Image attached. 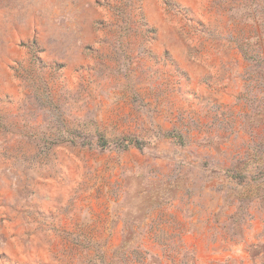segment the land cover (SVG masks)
<instances>
[{"label": "rangeland", "instance_id": "374dc122", "mask_svg": "<svg viewBox=\"0 0 264 264\" xmlns=\"http://www.w3.org/2000/svg\"><path fill=\"white\" fill-rule=\"evenodd\" d=\"M0 264H264V0H0Z\"/></svg>", "mask_w": 264, "mask_h": 264}]
</instances>
